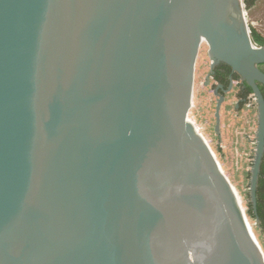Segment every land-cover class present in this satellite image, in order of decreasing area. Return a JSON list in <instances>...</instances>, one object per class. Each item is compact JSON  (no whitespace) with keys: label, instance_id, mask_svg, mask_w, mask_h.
Returning <instances> with one entry per match:
<instances>
[{"label":"water","instance_id":"obj_1","mask_svg":"<svg viewBox=\"0 0 264 264\" xmlns=\"http://www.w3.org/2000/svg\"><path fill=\"white\" fill-rule=\"evenodd\" d=\"M243 7L0 0V264H264L190 116L205 47L256 101L255 210L264 48Z\"/></svg>","mask_w":264,"mask_h":264},{"label":"rangeland","instance_id":"obj_2","mask_svg":"<svg viewBox=\"0 0 264 264\" xmlns=\"http://www.w3.org/2000/svg\"><path fill=\"white\" fill-rule=\"evenodd\" d=\"M243 12L248 29L255 30L264 38V0L258 1L250 10L243 7ZM210 66L207 50L202 47L196 64L190 116L229 180L239 205L246 212L251 205L257 108L249 102L236 109L238 90L234 84L232 90L222 96L217 112L220 97L215 94L216 85L211 78ZM248 220L260 244L256 224Z\"/></svg>","mask_w":264,"mask_h":264},{"label":"trees","instance_id":"obj_3","mask_svg":"<svg viewBox=\"0 0 264 264\" xmlns=\"http://www.w3.org/2000/svg\"><path fill=\"white\" fill-rule=\"evenodd\" d=\"M258 1L260 0H243V4L246 10H250ZM251 36L254 46L264 48V38L259 33H257L255 30H252ZM259 69L264 74V64L260 65ZM214 81L217 83H225L227 86L226 80H223L222 75L218 71H214ZM258 88L264 98V86L258 85ZM241 94L246 100L248 97L252 96V91L246 84H244ZM245 215L248 219L255 222L256 230L258 231L260 238V246L264 252V155L260 165V172L256 188V208L254 210L253 206L250 205L249 209L245 212Z\"/></svg>","mask_w":264,"mask_h":264},{"label":"flooded vegetation","instance_id":"obj_4","mask_svg":"<svg viewBox=\"0 0 264 264\" xmlns=\"http://www.w3.org/2000/svg\"><path fill=\"white\" fill-rule=\"evenodd\" d=\"M214 71H218L222 77L223 80H226L227 82V86L225 85V83H217L214 81ZM239 76L235 73H233L231 71V69L228 68V66L223 65V64H219L217 66H215V68L212 71V75L211 78L213 79L215 85H216V90L219 96H223L226 92H228V90L230 89V91L232 90V88L234 87L233 85L235 84V88L238 90L237 93V101H238V105L236 106V109H239L241 105L243 104H248L249 103V98L248 97L246 100L243 98L242 96V90L244 88V84L240 78H238ZM225 82V81H224ZM218 87H222L221 89H218Z\"/></svg>","mask_w":264,"mask_h":264},{"label":"built area","instance_id":"obj_5","mask_svg":"<svg viewBox=\"0 0 264 264\" xmlns=\"http://www.w3.org/2000/svg\"><path fill=\"white\" fill-rule=\"evenodd\" d=\"M249 102H250L252 105L256 106V101H255V98H254L253 95L249 98Z\"/></svg>","mask_w":264,"mask_h":264},{"label":"bare ground","instance_id":"obj_6","mask_svg":"<svg viewBox=\"0 0 264 264\" xmlns=\"http://www.w3.org/2000/svg\"><path fill=\"white\" fill-rule=\"evenodd\" d=\"M244 18H245V15H244ZM200 133V132H199ZM220 165V164H219ZM220 168H221V166H220ZM221 170H222V168H221ZM223 171V170H222ZM235 196V195H234ZM238 202V201H237ZM239 204V203H238ZM241 207V206H240ZM243 210V209H242ZM246 220H247V222H248V224H249V226L251 227V225H250V223H249V220H248V218L246 217ZM251 230H252V232H254L253 231V229H252V227H251Z\"/></svg>","mask_w":264,"mask_h":264}]
</instances>
